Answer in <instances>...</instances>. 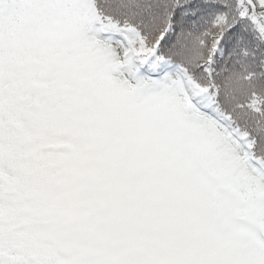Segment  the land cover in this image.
Masks as SVG:
<instances>
[{
  "label": "snow or ice",
  "instance_id": "obj_1",
  "mask_svg": "<svg viewBox=\"0 0 264 264\" xmlns=\"http://www.w3.org/2000/svg\"><path fill=\"white\" fill-rule=\"evenodd\" d=\"M0 264H264V0H0Z\"/></svg>",
  "mask_w": 264,
  "mask_h": 264
}]
</instances>
